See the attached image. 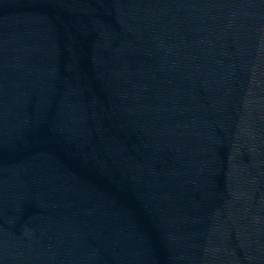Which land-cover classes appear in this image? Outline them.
<instances>
[{
  "label": "water",
  "instance_id": "water-1",
  "mask_svg": "<svg viewBox=\"0 0 264 264\" xmlns=\"http://www.w3.org/2000/svg\"><path fill=\"white\" fill-rule=\"evenodd\" d=\"M0 264H264V0H0Z\"/></svg>",
  "mask_w": 264,
  "mask_h": 264
}]
</instances>
